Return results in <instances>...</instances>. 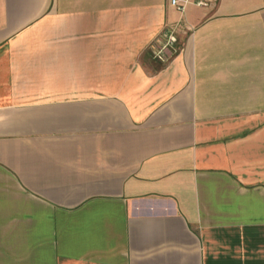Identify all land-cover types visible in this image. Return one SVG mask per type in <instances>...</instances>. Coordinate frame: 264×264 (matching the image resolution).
<instances>
[{
    "label": "crops",
    "instance_id": "0c3cea01",
    "mask_svg": "<svg viewBox=\"0 0 264 264\" xmlns=\"http://www.w3.org/2000/svg\"><path fill=\"white\" fill-rule=\"evenodd\" d=\"M207 2L0 0V264H264V0Z\"/></svg>",
    "mask_w": 264,
    "mask_h": 264
},
{
    "label": "built area",
    "instance_id": "2783aa9c",
    "mask_svg": "<svg viewBox=\"0 0 264 264\" xmlns=\"http://www.w3.org/2000/svg\"><path fill=\"white\" fill-rule=\"evenodd\" d=\"M169 3L172 7L176 8L180 13H183L188 5H198V6H206L208 5L207 0H169ZM172 41L174 40V36H168ZM153 47V46H152ZM166 50H159L156 53L155 58H158L161 61H166Z\"/></svg>",
    "mask_w": 264,
    "mask_h": 264
},
{
    "label": "rangeland",
    "instance_id": "374dc122",
    "mask_svg": "<svg viewBox=\"0 0 264 264\" xmlns=\"http://www.w3.org/2000/svg\"><path fill=\"white\" fill-rule=\"evenodd\" d=\"M167 36H170V35H166V37ZM168 41L167 42H163V44H160V43H158L159 45H156V46H153V47H151V49H150V51H151V54H152V56L153 57H155L156 56V53L159 51V50H168V47H169V45H171V46H174L173 44H174V40L172 41L171 39H167ZM166 50V51H167ZM165 51V52H166Z\"/></svg>",
    "mask_w": 264,
    "mask_h": 264
}]
</instances>
